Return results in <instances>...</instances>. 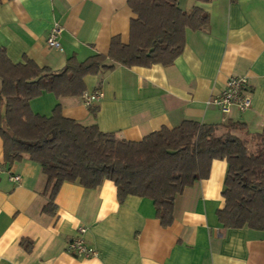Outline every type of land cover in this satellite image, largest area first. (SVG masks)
Masks as SVG:
<instances>
[{
    "label": "crops",
    "instance_id": "crops-1",
    "mask_svg": "<svg viewBox=\"0 0 264 264\" xmlns=\"http://www.w3.org/2000/svg\"><path fill=\"white\" fill-rule=\"evenodd\" d=\"M180 6L208 12L209 24L187 31L185 49L172 65L116 64L111 71L85 77V94L102 93L91 106L83 96L45 91L31 100L33 112L52 116L60 105L65 117L128 141L185 120L218 125L221 132L228 122H239L250 134L262 132L264 0H180ZM135 18L129 0H3L0 47L15 64L33 61L58 72L72 58L83 62L107 55L114 37L129 44ZM54 26L62 28L61 49L47 44ZM232 76L248 78L252 105L224 113L209 101ZM227 171V161L215 160L209 178L176 198L175 220L168 227L161 224L152 199L129 195L121 202L112 180L92 189L65 182L51 215L44 211L50 192L42 165L27 157L4 164L0 135V264H264V231L225 228L218 219ZM13 174L21 181H13ZM81 228L86 232L80 233ZM78 236L97 255L68 252Z\"/></svg>",
    "mask_w": 264,
    "mask_h": 264
},
{
    "label": "trees",
    "instance_id": "trees-1",
    "mask_svg": "<svg viewBox=\"0 0 264 264\" xmlns=\"http://www.w3.org/2000/svg\"><path fill=\"white\" fill-rule=\"evenodd\" d=\"M129 5L137 15L129 44L114 37L107 55L97 54L83 62L72 58L58 72L33 61L15 64L0 47L4 164L27 157L42 165L50 192L45 213L57 212L55 199L65 182L92 189L112 180L121 202L129 195L152 199L161 224L168 227L175 220L176 198L209 178L215 160H225L228 171L222 193L225 206L218 211L220 223L225 228L264 231V127L250 134L244 124L230 121L220 132L218 125L185 120L173 129L163 127L140 141H128L97 125L84 126L65 117L60 105L52 116L33 112L31 100L43 92L81 97L87 91V75L111 71L116 64L172 65L185 49L187 31L209 24L208 12L199 7L185 11L180 0H129ZM25 246L31 250V244Z\"/></svg>",
    "mask_w": 264,
    "mask_h": 264
},
{
    "label": "built area",
    "instance_id": "built-area-1",
    "mask_svg": "<svg viewBox=\"0 0 264 264\" xmlns=\"http://www.w3.org/2000/svg\"><path fill=\"white\" fill-rule=\"evenodd\" d=\"M62 28L54 26L50 31L47 38V44L56 49H61V42L59 37L61 35ZM102 96L100 90L94 91L89 94H84V102L86 105L91 106L95 101H98ZM209 104L219 108L222 112L228 113L234 107L240 112L248 110L252 105V99L249 93V82L246 76H232L226 83L224 90L211 98ZM11 179L15 182L21 181V176L13 174ZM86 229L81 228L80 233H85ZM67 251L75 256L85 257L97 255V251L89 246L82 236H78L69 242Z\"/></svg>",
    "mask_w": 264,
    "mask_h": 264
},
{
    "label": "rangeland",
    "instance_id": "rangeland-1",
    "mask_svg": "<svg viewBox=\"0 0 264 264\" xmlns=\"http://www.w3.org/2000/svg\"><path fill=\"white\" fill-rule=\"evenodd\" d=\"M221 132V131H220Z\"/></svg>",
    "mask_w": 264,
    "mask_h": 264
}]
</instances>
